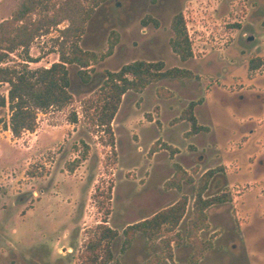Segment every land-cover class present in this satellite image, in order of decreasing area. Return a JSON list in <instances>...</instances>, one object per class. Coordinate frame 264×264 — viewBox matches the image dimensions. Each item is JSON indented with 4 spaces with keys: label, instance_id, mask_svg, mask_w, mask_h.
I'll use <instances>...</instances> for the list:
<instances>
[{
    "label": "rangeland",
    "instance_id": "obj_1",
    "mask_svg": "<svg viewBox=\"0 0 264 264\" xmlns=\"http://www.w3.org/2000/svg\"><path fill=\"white\" fill-rule=\"evenodd\" d=\"M19 2L0 0V25ZM179 14L193 44L194 58L187 62L172 49L171 24ZM67 25L35 40L30 55L40 62L30 63V68L59 62L56 41ZM248 30L256 39L250 51L245 45ZM114 33L119 42L108 56ZM81 47L95 54L92 83L83 85L78 68L68 67L74 94L70 107L40 113L36 132L21 138L10 131L9 107L0 108V264H79L89 234L108 211V225L120 233L112 264H146L163 255L161 238L151 243L139 234L123 254V231L184 195L189 205L176 231L182 245H173V261L162 264H190L193 249L187 229L197 185L186 184L181 192L166 190L175 164L190 174L198 169L197 182L212 168L224 166L228 172L229 181L224 172V181L212 180L205 193V198L230 193L233 200L207 211L210 227L200 238L213 241L214 248L199 264H264V162L256 164L264 155V98H233L235 93L256 98L257 91L264 94V65L249 70L252 60H264V0H112L88 23ZM25 61L19 52L7 65L21 69ZM136 61L163 62L166 70L186 69L198 79H166L142 94L129 92L113 122L112 149L109 135L92 126L83 106L103 83L105 72ZM161 88L174 96L160 98ZM8 94L9 86L2 85L0 96ZM199 100L203 103L197 118L209 132L190 137V125L177 119ZM164 144L179 153L172 157ZM154 145L161 151L151 155ZM173 234L164 233L163 238Z\"/></svg>",
    "mask_w": 264,
    "mask_h": 264
},
{
    "label": "trees",
    "instance_id": "obj_2",
    "mask_svg": "<svg viewBox=\"0 0 264 264\" xmlns=\"http://www.w3.org/2000/svg\"><path fill=\"white\" fill-rule=\"evenodd\" d=\"M112 0H20L12 17L0 25V87L9 86L8 98L0 96V108L9 107L11 112L10 131L15 138H21L25 133H34L38 127L40 113L52 109L64 110L74 102L71 92L72 78L69 66L78 68V78L83 85L92 83V63L95 54L83 50L81 41L86 33L87 25L99 8ZM68 23L65 29L59 31L57 39L59 46V62L48 68H30V63H39L30 55L35 40L42 35L58 29L63 23ZM146 24V21L143 22ZM171 29L174 34L172 49L182 62L194 58L193 44L190 39L187 24L183 14L177 15ZM116 36V33H114ZM119 42V37L110 42L107 53L110 56ZM26 58L20 69L7 65L11 55L19 53ZM264 65V60H252L250 72ZM103 83L94 96L84 104V116L92 126L102 129L109 135L110 146L115 147L116 139L113 122L123 104L124 97L133 92L142 94L150 85L168 80L198 79L191 71L181 68L166 70L163 62L136 61L123 66L119 71H107L102 75ZM157 94L162 99H170L174 93L164 88L158 89ZM203 100L192 102L183 110L178 122L190 125L188 136L194 137L208 133L209 128L201 125L196 115V107ZM151 118V117H150ZM73 124L78 123L76 113L71 115ZM165 150L171 151L172 157L179 149L168 144ZM162 147V148H163ZM161 149L154 145L151 155ZM175 175L166 183V190L181 192L184 185H197V195L194 204L193 217L187 229V241L192 246L193 255L190 264H199L205 254L214 248L213 241H204L200 233L209 229L207 211L217 205L232 202L230 193H222L211 198H205L211 181L225 172L224 166L207 171L197 182L194 178L198 169L192 174L180 164L174 165ZM74 170V169H73ZM112 191V188H110ZM189 205V198L182 196L173 206H170L153 217L128 226L123 231L121 252L125 254L133 245L137 235L142 234L149 242L161 238L160 244L163 255L152 258L146 264H162L173 261V245H182V235L176 231L183 222ZM110 211L105 219L89 234L79 256V264H112L114 261L113 246L120 237L117 230L108 225ZM174 233L163 238V234ZM163 238V239H162Z\"/></svg>",
    "mask_w": 264,
    "mask_h": 264
},
{
    "label": "flooded vegetation",
    "instance_id": "obj_3",
    "mask_svg": "<svg viewBox=\"0 0 264 264\" xmlns=\"http://www.w3.org/2000/svg\"><path fill=\"white\" fill-rule=\"evenodd\" d=\"M248 33H250V36H249V38L248 39H246L245 40V45L248 47V49H249V51H250V49H252V48H254L255 47V44H256V39H255V35L253 36V31H251V30H248ZM252 34V35H251ZM257 49V48H256ZM254 94H256V96H257V98L256 97H250V96H247V95H240L241 96V98H240V100L242 101V102H246L247 100H253V101H257L258 99H263L264 98V94L263 93H259L258 91H257V93H254ZM239 96V97H240ZM260 97V98H259ZM192 102H196V101H192ZM191 102V103H192ZM200 106V105H199ZM199 106H197V107H199ZM197 107H196V115H197ZM199 120V119H198ZM204 126V125H203ZM206 127V126H205ZM203 155H199V157H202ZM261 162H264V159L263 160H261V161H259L258 163H257V166H259V164L261 163ZM264 164V163H263ZM212 169H214V168H212ZM211 170V169H210ZM214 181L216 180V181H221L222 182V180L224 181V179H223V177H220V175H217L214 179H213Z\"/></svg>",
    "mask_w": 264,
    "mask_h": 264
},
{
    "label": "crops",
    "instance_id": "obj_4",
    "mask_svg": "<svg viewBox=\"0 0 264 264\" xmlns=\"http://www.w3.org/2000/svg\"><path fill=\"white\" fill-rule=\"evenodd\" d=\"M242 93H239V95H238V93H235L234 95H233V98H234V100H240V98H238L240 95H241ZM206 104V103H205ZM249 121H252L251 119H249ZM248 121H245L244 123H243V125L244 124H246ZM202 125V124H201ZM205 126V125H204ZM211 129V128H210ZM253 129H255V127L253 128ZM212 131V130H211ZM211 131H210V133H211ZM253 131H255V130H253ZM203 134V133H202ZM200 135V134H199ZM198 136V135H197ZM246 140H247V138L246 137H244V140H243V143H242V145H240V149H244V147H243V144H245V142H246ZM259 157V156H258ZM251 159V158H250ZM264 159V155H261L259 158H257V162H256V164L259 162V161H261V160H263ZM238 168V167H237ZM224 178L226 179V180H228L229 181V177H228V172L226 173L225 172V174H224Z\"/></svg>",
    "mask_w": 264,
    "mask_h": 264
}]
</instances>
